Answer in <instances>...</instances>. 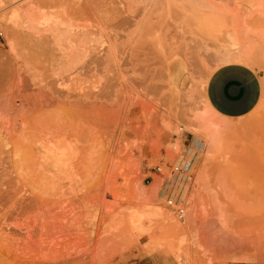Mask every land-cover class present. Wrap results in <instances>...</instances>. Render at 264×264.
Returning a JSON list of instances; mask_svg holds the SVG:
<instances>
[{
	"label": "rangeland",
	"instance_id": "obj_1",
	"mask_svg": "<svg viewBox=\"0 0 264 264\" xmlns=\"http://www.w3.org/2000/svg\"><path fill=\"white\" fill-rule=\"evenodd\" d=\"M0 49V264H264V96L205 97L264 0H0Z\"/></svg>",
	"mask_w": 264,
	"mask_h": 264
},
{
	"label": "crops",
	"instance_id": "obj_2",
	"mask_svg": "<svg viewBox=\"0 0 264 264\" xmlns=\"http://www.w3.org/2000/svg\"><path fill=\"white\" fill-rule=\"evenodd\" d=\"M263 96L264 83L260 71L245 63L219 67L206 83L207 104L218 118L224 120H238L251 115Z\"/></svg>",
	"mask_w": 264,
	"mask_h": 264
},
{
	"label": "bare ground",
	"instance_id": "obj_3",
	"mask_svg": "<svg viewBox=\"0 0 264 264\" xmlns=\"http://www.w3.org/2000/svg\"><path fill=\"white\" fill-rule=\"evenodd\" d=\"M168 182L169 183L168 184L166 183L167 185H165V187H166L165 188V191H167L169 193H172V195H174L175 197H177L178 195L180 197V195H181V198H183L182 196H184V193L185 192L184 191H181V190H182V188L184 186L185 178L183 176H179V177L175 178L173 182H172V180L171 181H168Z\"/></svg>",
	"mask_w": 264,
	"mask_h": 264
},
{
	"label": "built area",
	"instance_id": "obj_4",
	"mask_svg": "<svg viewBox=\"0 0 264 264\" xmlns=\"http://www.w3.org/2000/svg\"><path fill=\"white\" fill-rule=\"evenodd\" d=\"M174 170H175V172H179L180 171V168L178 167V166H175L174 167ZM159 171L160 172H162L163 171V169L160 167L159 168ZM168 204H169V206H175V207H177V214H178V216H179V218H184V216H185V209L183 208V206H182V204H174V201L173 200H169L168 201Z\"/></svg>",
	"mask_w": 264,
	"mask_h": 264
}]
</instances>
